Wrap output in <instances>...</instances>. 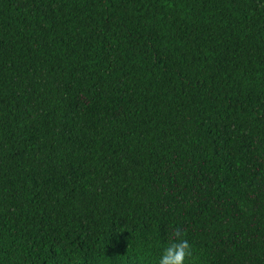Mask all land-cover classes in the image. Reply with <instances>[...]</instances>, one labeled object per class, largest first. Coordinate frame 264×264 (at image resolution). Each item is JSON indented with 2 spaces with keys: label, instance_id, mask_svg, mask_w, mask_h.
<instances>
[{
  "label": "trees",
  "instance_id": "16d2710c",
  "mask_svg": "<svg viewBox=\"0 0 264 264\" xmlns=\"http://www.w3.org/2000/svg\"><path fill=\"white\" fill-rule=\"evenodd\" d=\"M264 264V0H0V264Z\"/></svg>",
  "mask_w": 264,
  "mask_h": 264
},
{
  "label": "clouds",
  "instance_id": "9594fccd",
  "mask_svg": "<svg viewBox=\"0 0 264 264\" xmlns=\"http://www.w3.org/2000/svg\"><path fill=\"white\" fill-rule=\"evenodd\" d=\"M191 255V245L186 239V230L174 228L169 234L168 244L161 253L159 264H184Z\"/></svg>",
  "mask_w": 264,
  "mask_h": 264
}]
</instances>
